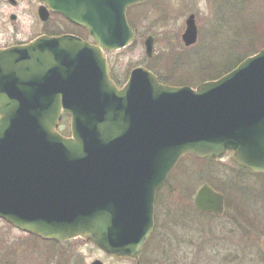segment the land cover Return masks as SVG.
Wrapping results in <instances>:
<instances>
[{
	"label": "water",
	"instance_id": "95a60500",
	"mask_svg": "<svg viewBox=\"0 0 264 264\" xmlns=\"http://www.w3.org/2000/svg\"><path fill=\"white\" fill-rule=\"evenodd\" d=\"M40 1L87 29L94 44L41 37L0 50V218L43 239L84 238L140 264L157 194L183 156L232 152L264 174V48L195 89L161 84L143 67L119 88L105 52L132 44L127 10L148 0ZM197 39L191 15L182 40L190 47ZM145 48L152 57V36ZM63 114L69 137L57 131ZM224 199L205 184L194 205L222 215Z\"/></svg>",
	"mask_w": 264,
	"mask_h": 264
},
{
	"label": "rangeland",
	"instance_id": "374dc122",
	"mask_svg": "<svg viewBox=\"0 0 264 264\" xmlns=\"http://www.w3.org/2000/svg\"><path fill=\"white\" fill-rule=\"evenodd\" d=\"M155 2L156 5L148 9L141 18L139 28L141 35L139 34L136 45L130 47L136 40L135 33V39L127 48L106 53L113 80L115 81L116 77L119 82H123L120 88L127 83L131 70L138 67L148 69L146 62H151L154 58L170 64L180 57L182 60L179 61L180 68L175 67L173 70L183 69L184 75H190L191 65L194 68L201 64L207 69L208 64H214L216 68L213 70L224 69L223 63L231 62L229 45L233 42H238L240 54L264 45V31L260 32L257 29L254 32L255 28L251 27L256 21L264 22V0H155ZM144 3L146 2L141 4ZM191 15L195 16L198 39L194 45L187 47L182 35L186 30V21ZM148 36L154 37V50L150 58L145 48ZM188 55L190 59H185ZM211 68L214 67L200 74L199 78L202 80L193 77L190 85L175 87L187 86L195 89L202 83L214 81L209 80L210 77L207 76ZM57 131L66 137L71 135L69 115L61 118ZM190 157L185 155L180 159L157 194L154 230L139 258L141 264H231L235 246H239V241L235 240L237 222L234 226L233 221H229L233 213L231 200L234 201L233 198L236 201L243 200L246 208H249L247 206L249 203L250 208L257 210L255 197H264V174L252 171H246L248 173L244 175L239 174L232 153L229 152L221 158H207L211 161L205 164H199ZM203 179L204 181L210 179L218 186L223 184L228 189L230 197H226L228 204L224 216L214 219L195 209L193 198L203 186L204 182H199ZM234 211L236 213V210ZM237 215L239 224L243 225L242 215L240 218ZM175 218H179L186 226H176ZM242 239L249 245L247 249L243 244L247 249L244 254L246 261L260 260L258 251L255 252L254 249L256 244L262 248L264 234L258 233L248 236V239L246 237ZM170 248L177 255L178 259L175 262L170 256ZM68 251H72L71 253L77 257L80 256L83 264H92L95 260H101L103 264L136 262L130 258L106 256L88 241L72 240L61 243L52 239L45 240L37 235L25 233L0 219V264H53L54 258L59 264H81L80 259L71 262L60 258L61 252L66 254ZM242 254L239 257L244 260Z\"/></svg>",
	"mask_w": 264,
	"mask_h": 264
},
{
	"label": "flooded vegetation",
	"instance_id": "af4514ba",
	"mask_svg": "<svg viewBox=\"0 0 264 264\" xmlns=\"http://www.w3.org/2000/svg\"><path fill=\"white\" fill-rule=\"evenodd\" d=\"M43 8L46 9L45 14L43 13L41 14V9ZM79 34H80L79 26L70 22L62 14L52 11L47 4L42 3L40 0H0V50H7L13 47L26 46L30 44L32 41L36 40L37 38L43 36H47V37L73 36V37L82 38ZM87 38L88 39H84V38L82 39L93 42L90 36ZM130 73L127 77V80L129 79ZM66 117H68V115H63L62 119ZM236 169H238L239 171L240 170L247 171L238 165H236ZM233 199L234 201H232L231 198L229 199L231 200V208H233V213H234V214L232 213L231 219H229V221L232 220L234 226L237 222L235 227L236 228L235 230L237 232L235 240L239 241V246L234 245L235 255H233L232 257L233 259L231 260L232 261L231 264H264V240L262 242L261 249L260 247H258L259 244H256V247L254 249L255 252L258 251L259 257L261 259L247 260V261H246V256H244V254H246L249 245L245 244V242L242 241L243 240L242 238L246 237V239H248V236L250 235H255L258 233L264 234V204H263L264 197L262 198L255 197V199L257 200V202H255L257 206V210L250 208L249 203L247 205L249 208H246L243 200L236 201L235 198ZM226 200L227 199L225 198L224 213L222 215H214L210 213L208 215H210L214 219L218 218L219 216L220 217L224 216L226 210V204H228L226 203ZM260 201L263 203H261ZM234 210H236V213L238 215L235 213ZM236 215L239 218L242 215L243 218L242 217L241 218L244 220L243 225L239 224ZM174 223L176 224V226L178 225L186 226V224L183 221H181L179 218H175ZM243 244L246 245L247 249L244 248ZM170 251H169L171 253L170 256H172L173 261L175 262L178 259L177 255L175 252H173V249L171 250L170 248ZM71 252L72 251H68V253L66 254L61 252L62 255H59V253H57V255H59L60 258H63L64 261L68 260L71 262L72 261L76 262L77 260L80 259L81 261L80 263L83 264V261L80 258V256L77 257L75 254ZM101 252L107 256L105 252L103 251ZM240 254H242L244 260H241V257H239ZM56 257L58 258V256ZM55 260L56 258H54V261L52 263L59 264L58 262H55ZM95 261H101V260H95Z\"/></svg>",
	"mask_w": 264,
	"mask_h": 264
},
{
	"label": "trees",
	"instance_id": "16d2710c",
	"mask_svg": "<svg viewBox=\"0 0 264 264\" xmlns=\"http://www.w3.org/2000/svg\"><path fill=\"white\" fill-rule=\"evenodd\" d=\"M156 5V2L155 0H151L149 2H146L144 4H140V5H137V6H134V7H131L129 8L128 12H127V16H128V21H129V24L131 25V27L134 29L135 33H136V40L134 41V43L130 46H134L136 45L137 43V40L139 38V34H140V21L141 18L143 17V15L145 14V12L150 9V8H153L154 6ZM251 27H253V31L256 32L257 29H259V31L261 32V30L264 31V22L261 20V21H256ZM82 38L84 39H87V37H89V34L88 32L83 29V28H80V34H79ZM141 35V34H140ZM143 43V40L142 42ZM129 47V48H130ZM230 47V60L231 62H229L228 64L227 63H223L224 65V69L220 68L219 70L215 69L216 68V65L214 64H208V68L206 69L205 66H201V64H199V67H194L193 68V65H191V68L189 70V73L190 75H184L185 74V71L182 69V71H179V69L176 71V70H173L175 67H178L180 68L178 65H179V61H182L181 58L177 57L172 63L170 64H167V63H162V62H159V58L157 59H151V62H146V67L150 70H152L159 78L160 82L165 84V85H169V86H185V85H190L191 84V81H192V78L195 77L196 79H200L199 77L201 76L200 74L204 71H207L209 70L210 67H214V68H211L210 69V73H209L207 76L210 77L209 80H217L219 78H221L222 76H224V74H227L231 71H233L239 64H241L244 60H246L248 57H251L253 55H255L256 53H258L261 48L264 47V45H262L260 48H251V49H248L246 52H243V53H239L238 52V42H233L229 45ZM176 57V56H175ZM185 59H190V56L188 55L187 57H185ZM172 61V59H170V62ZM207 63V62H206ZM177 65V66H175ZM183 67V66H182ZM193 68V69H192ZM206 69V70H205ZM194 72L195 75H192ZM202 80V78L200 79ZM115 81L118 83V85H122L123 82H119L116 77H115ZM187 156H191L190 158H193V161L199 163V164H205L207 161H211L209 159L207 160H199V159H196L194 156L192 155H187ZM239 171V170H238ZM239 174H242L244 175V173H248L244 170H240L238 172ZM199 182H204V184H209L211 185L216 191L222 193L225 195V197L229 198V194H228V189L225 188V186L222 184L220 186L218 185H215L213 182H211L210 179L208 180H205L204 179L202 181H199ZM193 210H194V207H193ZM35 237V236H34Z\"/></svg>",
	"mask_w": 264,
	"mask_h": 264
},
{
	"label": "bare ground",
	"instance_id": "6f19581e",
	"mask_svg": "<svg viewBox=\"0 0 264 264\" xmlns=\"http://www.w3.org/2000/svg\"><path fill=\"white\" fill-rule=\"evenodd\" d=\"M74 240H82V241H85V239L84 238H75Z\"/></svg>",
	"mask_w": 264,
	"mask_h": 264
}]
</instances>
